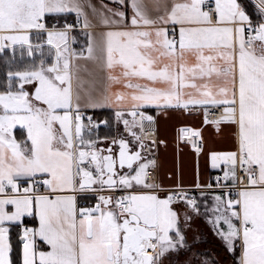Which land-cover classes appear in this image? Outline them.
Segmentation results:
<instances>
[{"label": "snow or ice", "instance_id": "1", "mask_svg": "<svg viewBox=\"0 0 264 264\" xmlns=\"http://www.w3.org/2000/svg\"><path fill=\"white\" fill-rule=\"evenodd\" d=\"M255 8L0 0V53L33 58L0 80V264H223L200 219L230 264H264V0ZM97 109L123 132L102 135L112 118ZM173 112L232 128L231 150L205 152L202 128L181 126L166 166ZM202 155L219 174L201 172Z\"/></svg>", "mask_w": 264, "mask_h": 264}, {"label": "crops", "instance_id": "2", "mask_svg": "<svg viewBox=\"0 0 264 264\" xmlns=\"http://www.w3.org/2000/svg\"><path fill=\"white\" fill-rule=\"evenodd\" d=\"M240 2L245 6L246 11H248L249 14L253 15V18H255L254 13L256 12L255 5H256L257 0H240ZM111 6L116 7L117 5L112 4ZM67 16H70V18H74L73 15H67ZM61 17H66V16H61ZM56 18L59 19V17H56ZM73 35H76V36L78 35V39L79 40L81 39V41L78 40L77 46H82L83 44V37H81L82 34L79 33V31H77L75 34L73 33ZM102 111L112 112L110 109H97L94 111H90L89 114H92L95 117L99 118L102 116H100L96 112H102ZM100 120H103V119L101 118ZM181 126L202 128V133H203L204 140H205V144H204L205 152L231 150V147L233 144V131H234L232 128L223 126V132L221 134H218L215 131L214 126L203 124L202 112L200 114H196V113L187 114V113L173 112L169 119L167 120L162 119L160 121V131L162 133V136L164 138H167L169 142L168 148L166 150H162V153H161L162 157L166 161V166L168 167L171 166V162L174 158L175 141H176L177 136L179 135V128ZM120 127L122 126L120 125ZM115 130H117V125L114 119L112 121L111 133H105L104 135L113 136L115 134ZM23 135H24L23 131L18 126L16 129L17 139H22ZM183 159H184V167H185V178L191 179L192 171L195 165V155H194L193 150H191L190 147H185V150L183 153ZM199 165H200L201 172L205 176L211 177V174L214 170L211 169L210 162L206 156L202 155L200 157ZM88 198H91V196H89ZM27 219L30 220L31 218H27Z\"/></svg>", "mask_w": 264, "mask_h": 264}, {"label": "rangeland", "instance_id": "3", "mask_svg": "<svg viewBox=\"0 0 264 264\" xmlns=\"http://www.w3.org/2000/svg\"><path fill=\"white\" fill-rule=\"evenodd\" d=\"M55 19H58V18L49 17V21H51L50 23L55 21ZM59 20H62V21L67 20V22L71 23V22H73L74 18H70V16H66V17H59ZM76 37H77V42H78V40H79L78 35ZM81 37H83V36L81 35ZM79 41H81V39ZM73 47L79 49V47H81V46H77V43H75V44H73ZM0 54L7 59H12V51H7V52H3ZM17 57L22 59V63L21 64H15V68L17 66L23 67V66L33 62V58L28 57L26 52L24 53L23 56H21V52H20L19 48H17L16 53H15V58H17ZM24 58L29 59V62L23 63ZM34 58H35V61L38 63L39 59H40V53L39 52L34 53ZM101 118L105 119L104 117H99V119H101ZM121 128L123 130V126ZM195 227L199 228L202 231L203 236L206 238V242L202 244V247L205 249H209V250H215L219 254L220 258L222 259L223 264H230L231 257L229 256L227 259H224L225 253H224V249L222 247V244H221L220 240L212 234L208 225L202 219H200V220H197Z\"/></svg>", "mask_w": 264, "mask_h": 264}, {"label": "trees", "instance_id": "4", "mask_svg": "<svg viewBox=\"0 0 264 264\" xmlns=\"http://www.w3.org/2000/svg\"><path fill=\"white\" fill-rule=\"evenodd\" d=\"M246 6H248V5H246ZM8 62H12L13 69H15V64H21L22 59L17 57L13 61L12 59H7L0 54V80H3L5 73L8 71ZM25 62H29V59L24 58L23 63H25ZM96 113L102 117L112 118V121L114 120L113 114L110 111H102V112H96ZM111 128L102 126L100 132L102 135H104L105 133H111ZM88 201L93 202L94 200L91 197V198H88ZM26 222L31 223V219L30 220L26 219ZM14 239H15V237H14Z\"/></svg>", "mask_w": 264, "mask_h": 264}, {"label": "built area", "instance_id": "5", "mask_svg": "<svg viewBox=\"0 0 264 264\" xmlns=\"http://www.w3.org/2000/svg\"><path fill=\"white\" fill-rule=\"evenodd\" d=\"M61 21V23H63L64 21H62V20H60ZM51 21H49V23H50ZM55 21H53L52 23H54ZM7 51H11V49H8ZM6 51V52H7ZM216 114V112H215V110H212V109H210V116L211 115H215ZM90 115H92V114H90ZM94 116V115H93ZM94 118H97V117H95L94 116ZM97 119H99V118H97ZM217 174H219L218 173V171L217 170H214L213 172H212V174H211V177H213V176H215V175H217Z\"/></svg>", "mask_w": 264, "mask_h": 264}, {"label": "flooded vegetation", "instance_id": "6", "mask_svg": "<svg viewBox=\"0 0 264 264\" xmlns=\"http://www.w3.org/2000/svg\"><path fill=\"white\" fill-rule=\"evenodd\" d=\"M118 130H119V131H121V130H122V128H121L120 126H119V127H117V130H115V134H114V135H116V134H117V131H118ZM114 135H113V136H114Z\"/></svg>", "mask_w": 264, "mask_h": 264}, {"label": "water", "instance_id": "7", "mask_svg": "<svg viewBox=\"0 0 264 264\" xmlns=\"http://www.w3.org/2000/svg\"><path fill=\"white\" fill-rule=\"evenodd\" d=\"M118 132H123V130H121V131L118 130L117 133H118Z\"/></svg>", "mask_w": 264, "mask_h": 264}]
</instances>
